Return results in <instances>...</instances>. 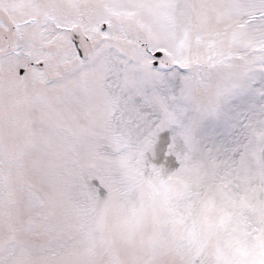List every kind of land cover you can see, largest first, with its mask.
I'll return each mask as SVG.
<instances>
[{"label": "snow or ice", "instance_id": "obj_1", "mask_svg": "<svg viewBox=\"0 0 264 264\" xmlns=\"http://www.w3.org/2000/svg\"><path fill=\"white\" fill-rule=\"evenodd\" d=\"M0 264H264V0H0Z\"/></svg>", "mask_w": 264, "mask_h": 264}]
</instances>
